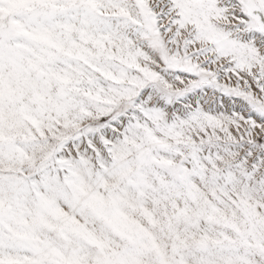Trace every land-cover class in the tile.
<instances>
[{"label":"snow or ice","instance_id":"6c2138e0","mask_svg":"<svg viewBox=\"0 0 264 264\" xmlns=\"http://www.w3.org/2000/svg\"><path fill=\"white\" fill-rule=\"evenodd\" d=\"M0 264H264V0H0Z\"/></svg>","mask_w":264,"mask_h":264}]
</instances>
